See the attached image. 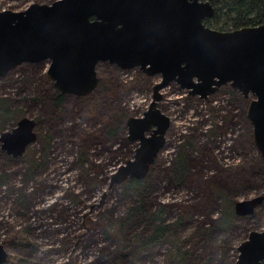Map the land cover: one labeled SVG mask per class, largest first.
<instances>
[{
	"label": "rangeland",
	"instance_id": "rangeland-1",
	"mask_svg": "<svg viewBox=\"0 0 264 264\" xmlns=\"http://www.w3.org/2000/svg\"><path fill=\"white\" fill-rule=\"evenodd\" d=\"M54 1L0 0V11H23L33 3ZM218 26L214 30L223 31ZM48 67V61L23 63L0 84V106H5L0 111L10 115L0 117V135L23 117L35 122L36 134L20 158L7 154L0 142V244L7 260L16 264H237L238 246L250 232L264 230V200L251 215H234L232 225L218 228L224 199L233 206L264 197V160L247 119L253 97H244L229 84L206 98L189 95L175 82L157 91L156 109L169 122L165 142L142 179V194L137 195L126 181L110 185L111 177L133 160L139 142L128 139L126 121L143 118L149 111L160 75L101 62L96 66L95 91L65 95L56 103L58 92ZM180 154L185 159V177L176 179ZM141 205L142 214L124 229L125 241L135 234L144 240L150 237L148 215L155 213L165 224L178 222L173 245L153 243L137 257L119 254L106 238V228H113L114 221L125 219L131 208ZM18 231L26 235L23 243H14ZM178 252L185 254L183 261L176 259Z\"/></svg>",
	"mask_w": 264,
	"mask_h": 264
},
{
	"label": "water",
	"instance_id": "water-1",
	"mask_svg": "<svg viewBox=\"0 0 264 264\" xmlns=\"http://www.w3.org/2000/svg\"><path fill=\"white\" fill-rule=\"evenodd\" d=\"M213 6L201 0H56L23 11H0V78L23 63L49 62L47 74L63 95L84 96L98 85L101 62L146 75L159 74L149 111L128 118V139L138 141L133 160L116 170L111 184L144 179L161 150L168 118L156 109L157 91L175 82L206 98L229 84L252 96L247 119L264 160V24L232 31L205 26ZM35 122L17 121L0 135L1 148L22 157L36 140ZM149 135H146V134ZM263 196L235 202L237 216L251 215ZM237 264L264 261V230L252 231L237 248ZM7 253L0 244V264Z\"/></svg>",
	"mask_w": 264,
	"mask_h": 264
},
{
	"label": "trees",
	"instance_id": "trees-1",
	"mask_svg": "<svg viewBox=\"0 0 264 264\" xmlns=\"http://www.w3.org/2000/svg\"><path fill=\"white\" fill-rule=\"evenodd\" d=\"M209 2L214 8L212 18L204 21L205 26L215 29L216 26L221 25L219 30L232 31L242 27L258 26L264 24V0H202ZM218 31V28H217ZM4 78H0L2 84ZM65 99V95L57 93L55 95V102L61 103ZM3 103V102H2ZM4 105V104H3ZM4 108L5 106H0ZM7 111V110H6ZM4 111V112H6ZM10 114V112H9ZM10 115L0 111V117L4 118ZM25 154V153H24ZM23 154V155H24ZM185 159L184 155L180 154L175 167L176 179L185 177ZM147 177V176H146ZM127 188H131L137 195L142 194L144 189V181L127 179ZM143 205L133 207L129 210L125 219L119 218L113 223V228H106V238L114 242L115 248L119 254L131 255L137 257L142 249L147 245L153 243L167 244L172 243L173 238L176 237L177 223L165 224L164 220L158 219V215L151 213L148 215L152 223L153 234L147 239H142L140 235H134L130 241L124 239V229L129 221L137 219L142 214ZM234 210L230 201L223 200L222 217L219 221L218 228L226 229L234 222ZM14 243H23L26 235L18 231L14 234ZM173 245V243L171 244ZM177 247V246H176ZM179 248H176L178 250ZM176 259L183 261L185 259L184 253H175ZM6 264H16L15 262L6 261Z\"/></svg>",
	"mask_w": 264,
	"mask_h": 264
}]
</instances>
